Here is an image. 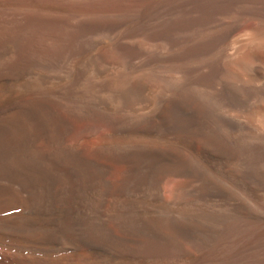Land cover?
Segmentation results:
<instances>
[{
    "label": "bare ground",
    "instance_id": "1",
    "mask_svg": "<svg viewBox=\"0 0 264 264\" xmlns=\"http://www.w3.org/2000/svg\"><path fill=\"white\" fill-rule=\"evenodd\" d=\"M0 264H264V0H0Z\"/></svg>",
    "mask_w": 264,
    "mask_h": 264
},
{
    "label": "rangeland",
    "instance_id": "2",
    "mask_svg": "<svg viewBox=\"0 0 264 264\" xmlns=\"http://www.w3.org/2000/svg\"><path fill=\"white\" fill-rule=\"evenodd\" d=\"M82 134V135H80ZM86 133H76L75 135H73L71 138H70V142L73 143V142H76V143H73V144H78V143H81L82 140H85V137H87V134L84 135ZM101 134V133H100ZM81 137V138H80ZM87 139V138H86ZM263 194V193H262Z\"/></svg>",
    "mask_w": 264,
    "mask_h": 264
}]
</instances>
